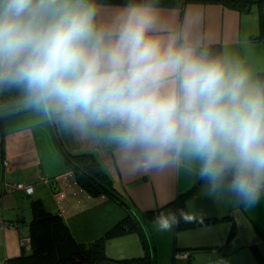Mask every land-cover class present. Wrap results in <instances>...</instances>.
<instances>
[{
  "label": "clouds",
  "instance_id": "obj_1",
  "mask_svg": "<svg viewBox=\"0 0 264 264\" xmlns=\"http://www.w3.org/2000/svg\"><path fill=\"white\" fill-rule=\"evenodd\" d=\"M39 114L121 174H182L245 209L264 200V79L159 33L156 0H0V118ZM203 222L179 209L156 230ZM218 264H225L223 260Z\"/></svg>",
  "mask_w": 264,
  "mask_h": 264
},
{
  "label": "crops",
  "instance_id": "obj_2",
  "mask_svg": "<svg viewBox=\"0 0 264 264\" xmlns=\"http://www.w3.org/2000/svg\"><path fill=\"white\" fill-rule=\"evenodd\" d=\"M98 6L102 18L123 7ZM156 8L161 36L167 38L178 33L200 47L221 45L224 54L241 60L255 77L264 71V41L255 40L260 32L256 6L250 13L200 2L190 3L184 9L178 6ZM84 153L97 159L109 177L108 187L124 204L120 205L111 196L94 198L80 187L68 157ZM107 160L108 153L102 146L78 141L71 134L47 124L39 114L22 112L0 118V217L15 226L0 228V264L22 255L23 238L30 239L31 235L32 219L26 221L28 217L33 218L35 201L41 200L49 212L60 214L74 239L88 245L121 223L128 214L127 209L154 212L171 205L199 184L182 174L129 177L112 168ZM16 185L33 188V194L19 190ZM189 209L198 218H215L220 222L196 230L178 232L174 228L165 232L171 240L175 239L174 260L189 264H218L221 260L225 264H257L252 247H258L264 255V200L254 208L245 209L226 198L210 197L200 185L189 201ZM151 224L155 226L154 222L145 223V229H150ZM129 236H134L140 246L142 241L137 233ZM142 247L141 244V252ZM29 250L28 247L27 253ZM184 254L188 257H182ZM138 256L143 255L125 257Z\"/></svg>",
  "mask_w": 264,
  "mask_h": 264
},
{
  "label": "trees",
  "instance_id": "obj_3",
  "mask_svg": "<svg viewBox=\"0 0 264 264\" xmlns=\"http://www.w3.org/2000/svg\"><path fill=\"white\" fill-rule=\"evenodd\" d=\"M97 4L124 6L127 0H96ZM210 4L216 3L223 5L232 10H238L242 13H250L253 8L257 7L259 18V35L255 38L257 41H264V0H156V7L178 6L186 8L190 3ZM215 55H223L221 45L201 46ZM258 78L264 79V71L258 74ZM4 143H2L3 147ZM70 164L76 172L77 183L80 187L94 198L108 196L116 198L117 203H121L114 194V190L109 186V177L101 169L97 159L92 154L74 155L68 157ZM200 184L196 185L191 192L180 196L171 205L159 208L154 212L140 213L138 210L132 211L127 209L126 218L111 230L100 240L92 244H81L74 239L70 228L60 214L49 212L41 200L32 203L33 218L30 223V242L27 245L22 244L23 253L20 257L10 260L7 264H155V255L152 248L145 223L154 222L160 214L177 212L184 209L190 212L189 201L198 192ZM201 222L184 223L183 221L177 228L178 232L184 230H196V228L208 227L215 225L220 220L215 218L202 219ZM235 228L232 229L231 239H233ZM138 234L142 241V246L146 253L143 257L134 259H116L106 254V245L112 239L121 238L130 234ZM28 247L30 248L27 253ZM179 252V251H178ZM257 264H264V255L258 247H252Z\"/></svg>",
  "mask_w": 264,
  "mask_h": 264
},
{
  "label": "rangeland",
  "instance_id": "obj_4",
  "mask_svg": "<svg viewBox=\"0 0 264 264\" xmlns=\"http://www.w3.org/2000/svg\"><path fill=\"white\" fill-rule=\"evenodd\" d=\"M28 218L29 219H27L26 222H29V220L32 219L31 217ZM147 232L149 234L150 240L152 241V248L155 255V264H189L182 260H174L175 257L173 255V241H175V239L172 238L171 240V238H169V234L167 236L165 232L157 231L155 226H153L152 224L150 226V229H147ZM124 237H127V239ZM124 237L108 241L105 249L106 254H114L115 257L124 259H132L131 257L126 258L125 256L146 255V253H144V250H142L141 252L142 243H140L139 246L138 241L135 240L134 236H129L128 238V235H126ZM23 239L26 240L27 238L24 237Z\"/></svg>",
  "mask_w": 264,
  "mask_h": 264
},
{
  "label": "built area",
  "instance_id": "obj_5",
  "mask_svg": "<svg viewBox=\"0 0 264 264\" xmlns=\"http://www.w3.org/2000/svg\"><path fill=\"white\" fill-rule=\"evenodd\" d=\"M178 1H182V0H178ZM17 186V188L19 189V190H23V191H25L26 190V192L29 194V195H31V194H33V188H26L25 186H22V185H16ZM15 226L13 225V224H10V223H7L4 219H3V217H0V228L3 230V229H10V228H14ZM29 242H30V239L28 238V239H26V240H23V244H25V245H27L28 246V244H29ZM182 257H188V254H184Z\"/></svg>",
  "mask_w": 264,
  "mask_h": 264
},
{
  "label": "water",
  "instance_id": "obj_6",
  "mask_svg": "<svg viewBox=\"0 0 264 264\" xmlns=\"http://www.w3.org/2000/svg\"><path fill=\"white\" fill-rule=\"evenodd\" d=\"M51 185H53V186H54L55 184L53 183V184H51Z\"/></svg>",
  "mask_w": 264,
  "mask_h": 264
}]
</instances>
